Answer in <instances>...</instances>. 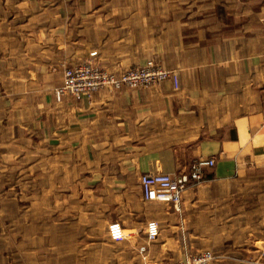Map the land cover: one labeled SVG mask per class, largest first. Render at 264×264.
Returning a JSON list of instances; mask_svg holds the SVG:
<instances>
[{
	"label": "crops",
	"instance_id": "obj_1",
	"mask_svg": "<svg viewBox=\"0 0 264 264\" xmlns=\"http://www.w3.org/2000/svg\"><path fill=\"white\" fill-rule=\"evenodd\" d=\"M94 50L114 71L154 59L179 87L58 99L65 68ZM202 156L216 164L180 204L144 199L142 173L177 175ZM30 174L68 193L72 256L111 243L137 264L204 249L221 255L210 264H264V0H0V191H26ZM66 217L39 221L55 234Z\"/></svg>",
	"mask_w": 264,
	"mask_h": 264
},
{
	"label": "rangeland",
	"instance_id": "obj_2",
	"mask_svg": "<svg viewBox=\"0 0 264 264\" xmlns=\"http://www.w3.org/2000/svg\"><path fill=\"white\" fill-rule=\"evenodd\" d=\"M43 179L30 174L25 179L28 182L26 191L22 193L0 191V264H137L138 261L134 259L130 262L123 260L124 258L118 254L120 249L111 243L108 248L109 255L72 256V222H70L72 205H67L68 193H53L46 185L43 189ZM58 196L60 199L57 198ZM9 200H12V207L8 205ZM53 203L55 208L51 207ZM53 211L60 212L62 217H68L63 223L55 225L59 232L49 234L46 232L47 227L52 225L43 223L39 219L46 220L54 213ZM96 227L97 231L93 233L96 239H92L93 251H96L98 243L105 242L100 239L106 234L101 230L102 226ZM75 242L80 251L85 241ZM167 262H171L168 257L156 263Z\"/></svg>",
	"mask_w": 264,
	"mask_h": 264
},
{
	"label": "built area",
	"instance_id": "obj_3",
	"mask_svg": "<svg viewBox=\"0 0 264 264\" xmlns=\"http://www.w3.org/2000/svg\"><path fill=\"white\" fill-rule=\"evenodd\" d=\"M97 55V50L91 51L78 65L65 68L64 83L56 88L58 99H62L66 94L76 99L90 98L104 88L119 89L124 86L140 88L166 80H172L175 87H179L178 74L174 70L163 67L154 59L123 71H114L100 64L96 60ZM215 164L216 159L214 157L202 156L194 159L187 171L177 175L162 171L142 173L140 184L143 197L146 200L169 201L180 204L189 186L202 182L204 169ZM137 227L142 226L139 224ZM146 232L149 239H155L159 234V223L149 221L146 225ZM109 233L115 240H122L127 237L124 227L118 221L109 225ZM145 248V246L141 247L142 250ZM220 257L221 255L212 249H204L188 254L183 259L173 263L164 264H210Z\"/></svg>",
	"mask_w": 264,
	"mask_h": 264
}]
</instances>
